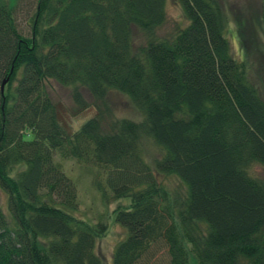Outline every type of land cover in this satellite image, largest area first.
<instances>
[{"label":"trees","instance_id":"1","mask_svg":"<svg viewBox=\"0 0 264 264\" xmlns=\"http://www.w3.org/2000/svg\"><path fill=\"white\" fill-rule=\"evenodd\" d=\"M176 1L187 25L163 39L167 0H37L28 34L0 0V264H105L106 223L74 215L57 156L97 168L104 203L130 200L112 264H264V179L251 174L264 168V100L221 5ZM50 81L73 90L72 116H96L74 132ZM111 92L141 119L113 115Z\"/></svg>","mask_w":264,"mask_h":264},{"label":"rangeland","instance_id":"2","mask_svg":"<svg viewBox=\"0 0 264 264\" xmlns=\"http://www.w3.org/2000/svg\"><path fill=\"white\" fill-rule=\"evenodd\" d=\"M216 1L221 5L227 16L226 36L230 44L231 53L238 61L248 63L250 67L249 78L264 100L263 1ZM8 2L11 6L18 4V23L24 34H28L31 29L30 18L36 8L37 0H8ZM166 13L167 21L157 33L158 37L163 39L171 37L178 28L187 25L183 10L176 0H167ZM136 39L139 41L137 43L145 42L140 34L136 35ZM48 91L53 101L59 106L64 121L72 127L74 132L78 131L85 122L97 114L96 108L91 106L74 117L72 114L76 106L73 101V90L63 87L55 81H50ZM83 95L88 103L94 105V100L87 92H83ZM107 104L113 115L132 120L141 119L139 112L125 95L111 92L108 96ZM56 161L61 165L67 177L78 188L79 207L74 215L92 224L104 219L106 232L98 238L96 250L105 264H112L117 245L127 236L125 228L116 223V212L121 208H128L130 200L121 199L108 204L104 203L101 194L93 184L95 176L99 175L97 168L75 160H64L58 156ZM251 174L264 179V168L256 165L252 168ZM162 181L169 189L176 190L180 187L173 177H164ZM0 208L8 217L7 195L2 191H0Z\"/></svg>","mask_w":264,"mask_h":264},{"label":"water","instance_id":"3","mask_svg":"<svg viewBox=\"0 0 264 264\" xmlns=\"http://www.w3.org/2000/svg\"><path fill=\"white\" fill-rule=\"evenodd\" d=\"M8 83V80L4 81L3 84H2V91L4 92V88L6 86V84Z\"/></svg>","mask_w":264,"mask_h":264}]
</instances>
